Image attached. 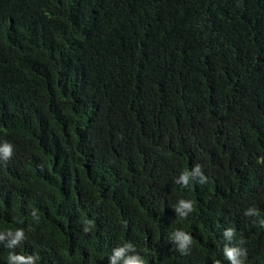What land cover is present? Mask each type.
<instances>
[{
	"label": "trees",
	"instance_id": "trees-1",
	"mask_svg": "<svg viewBox=\"0 0 264 264\" xmlns=\"http://www.w3.org/2000/svg\"><path fill=\"white\" fill-rule=\"evenodd\" d=\"M5 141L0 229L40 264H109L124 242L146 264H230L225 243L264 264L245 215L264 218V0H0Z\"/></svg>",
	"mask_w": 264,
	"mask_h": 264
},
{
	"label": "clouds",
	"instance_id": "clouds-1",
	"mask_svg": "<svg viewBox=\"0 0 264 264\" xmlns=\"http://www.w3.org/2000/svg\"><path fill=\"white\" fill-rule=\"evenodd\" d=\"M13 155V145L7 141L0 142V161H8ZM202 176L201 168L199 164H196L191 170L185 169L176 178L175 183L183 187H189L195 180V177ZM198 183H203V178ZM194 201L190 199H178L175 206V211L178 213V217L185 219L188 213L194 211ZM246 216L257 217V223L260 227H264V218L260 217V213L256 207H249L245 212ZM91 221L85 222L84 231H89V225ZM236 235L235 229L227 228L224 231V236L231 240ZM11 237V239H8ZM174 241L178 243V250L182 255H187L186 249L192 246L194 238L191 233L182 229H176L173 231L172 237ZM8 239V243L5 248L12 250L8 252L5 257L6 264H40V256L37 253L24 254L17 253L13 249L15 246H19L25 240V231L23 228L15 229H0V243H3ZM243 241H241L242 243ZM223 257L230 262V264H245L246 251L243 247L229 246L224 244L222 249ZM109 264H146V260L137 252L136 245L132 242H124L111 250V253L107 256ZM214 264H220L219 260H215Z\"/></svg>",
	"mask_w": 264,
	"mask_h": 264
}]
</instances>
